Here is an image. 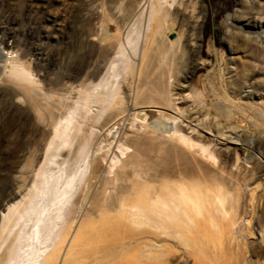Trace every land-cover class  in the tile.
<instances>
[{
  "label": "rangeland",
  "instance_id": "rangeland-1",
  "mask_svg": "<svg viewBox=\"0 0 264 264\" xmlns=\"http://www.w3.org/2000/svg\"><path fill=\"white\" fill-rule=\"evenodd\" d=\"M152 2L161 7L163 16V29L155 34L153 47L181 37L176 57L165 50L155 62L163 60L164 69L173 72L169 90L188 98L181 103L187 112L191 106H201L202 121L218 134V140L209 144L222 155L226 167L224 190L236 198V188L241 187L240 195L247 200L253 193V205L240 203L234 213L225 204L227 216H240L236 225L228 217L195 223L180 229L187 240L163 237L132 252L125 240L113 248L104 243L68 247L58 264H151L149 248L153 264H264V0H0V39L7 33L4 43L14 50L4 54L5 59H19L34 82L35 96L41 93L46 98L39 109L45 119L40 120L37 111L0 90V253L9 244L4 242V217L24 206L34 174L43 164V150L53 136L48 137L46 113L62 120L69 112L74 116V128L64 137L69 140L59 143L60 155L51 166L69 175L82 174L93 152L96 135L89 116L98 110L97 94L105 96L104 101L133 95L130 69L138 66L141 49L156 29L149 14ZM117 32L116 45L100 40ZM154 67L151 63L148 71ZM154 80L141 76L138 85L148 86ZM107 92L108 96L103 94ZM104 114L96 118L102 121ZM194 128L187 132L204 143L211 139L210 131ZM223 133L232 135L236 145L225 142ZM80 148L83 154L75 157ZM162 153L160 149L157 158ZM219 182L211 178L186 186L208 194ZM73 193L72 200L78 183ZM105 224L85 229L91 228L98 238ZM18 229L19 225L14 227L10 237ZM50 234L39 229L37 243L47 242ZM53 238L48 242L53 243Z\"/></svg>",
  "mask_w": 264,
  "mask_h": 264
},
{
  "label": "bare ground",
  "instance_id": "bare-ground-1",
  "mask_svg": "<svg viewBox=\"0 0 264 264\" xmlns=\"http://www.w3.org/2000/svg\"><path fill=\"white\" fill-rule=\"evenodd\" d=\"M160 13L161 7L152 2L149 14L156 29L151 31L141 49L138 66L134 64L130 69L132 79L129 85L133 95L127 100L120 95L104 101L105 96L97 94L100 99L98 110L89 116L94 120L91 126L95 127L92 130L96 136L93 152L82 174L69 175L64 169L51 166L50 163L60 155L59 143L69 140L64 137L74 128V116L69 112L62 120V117L54 118V113H46L50 129L48 137L53 136L43 150V164L38 167L27 190L26 203L19 208L13 207L15 211L10 210L4 217L7 218L3 229L4 242L9 244L0 253V264H58L66 258L68 247L85 244L104 243V246L113 248L125 240L132 252L140 244L159 243L163 237L187 240L188 236L181 233V228L195 223L203 225L208 220L215 222V217H228L229 222L236 225L240 216H227L229 211L234 208L233 212H237L235 208L240 203L253 205V193L247 200L240 195L241 187L236 188V198L224 190L222 174L226 167L221 164L222 155L209 144L218 140V134L202 121L201 106H191L187 112L181 103L188 98L180 94L175 96L169 90L173 72L164 69L163 60L161 64L155 62V56L160 58L165 50L173 51L172 58L181 51V37L168 41L165 46L153 47L155 34L163 29ZM1 22L6 21L1 19ZM119 34H105L100 40H109L116 45L120 42ZM8 36L3 32L0 39V84L4 85L0 90L15 98L17 103L33 108L39 119L43 117L44 120L39 109L41 101L46 98L41 93L35 96L34 82L19 59H5L7 53L14 51L11 44L4 43ZM151 63L155 67L148 71ZM141 76L155 80L148 86L138 85ZM103 94L108 96L109 92ZM65 108L64 103L62 109ZM102 112L105 116L99 121L96 116ZM194 127L210 131L211 139L204 143L189 134L187 131ZM222 135L225 142L236 145L232 135ZM160 149L165 154L157 158ZM82 154L80 148L75 157ZM211 178H217L221 185L216 190H209L208 194L186 186L188 182L200 185ZM75 183H78V193L72 200ZM108 185H111L109 189ZM33 195L34 199H31ZM228 203L229 211L225 207ZM65 207L68 210L64 213ZM14 214L16 219H13ZM103 217L110 221L102 220ZM94 223H107L98 238L93 236L91 228L85 229ZM18 225L19 229L10 237ZM42 228L51 234L46 238L47 242L38 244L37 233ZM52 237L54 242H48ZM149 249L151 257L154 254ZM149 257L148 261L153 264Z\"/></svg>",
  "mask_w": 264,
  "mask_h": 264
}]
</instances>
